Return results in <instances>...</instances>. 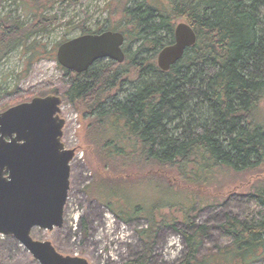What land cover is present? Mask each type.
<instances>
[{
	"label": "trees",
	"instance_id": "16d2710c",
	"mask_svg": "<svg viewBox=\"0 0 264 264\" xmlns=\"http://www.w3.org/2000/svg\"><path fill=\"white\" fill-rule=\"evenodd\" d=\"M43 10L47 9L38 6V14L27 22L0 17V58L19 45L31 56L44 54L33 48L35 43H28L57 20L43 15ZM112 14L118 19L109 20L105 30L122 32L124 43L139 42L136 49L123 45L121 63L99 59L82 73L63 69V98L85 120L95 153L106 167L120 173L127 167L170 168L183 184L198 188L220 184L230 174L258 170L264 163V122L258 118L264 99V0H117ZM178 21L192 27L196 42L162 71L156 55L173 41ZM79 29L80 34L97 33L83 23ZM17 93L0 95V112L48 95L3 102L14 100ZM125 181L116 176L110 177V184L100 180L109 189ZM173 186H168L170 193H184L185 203L171 200L145 207L137 201L128 211L115 205L111 197L116 192L106 195L110 200L106 204L122 222L146 212L147 226L138 230L144 251L126 264H148L157 229L175 228L179 222L185 224L178 230L185 251L174 264H252L264 259V179L249 188L253 207L241 217L226 215L216 228L222 243L207 249L210 228L195 224L190 212L198 202L207 204L208 198L202 197V191ZM162 207L168 215L158 212ZM175 207L179 219L171 213Z\"/></svg>",
	"mask_w": 264,
	"mask_h": 264
},
{
	"label": "rangeland",
	"instance_id": "374dc122",
	"mask_svg": "<svg viewBox=\"0 0 264 264\" xmlns=\"http://www.w3.org/2000/svg\"><path fill=\"white\" fill-rule=\"evenodd\" d=\"M116 3L117 0H5L0 4V17L7 15L27 22L32 14H38L39 6V10L47 9L43 10V15L57 19L47 27L49 30L32 36L28 41L35 43L33 48L44 54L31 56L24 46L19 45L0 58V95L9 91L18 92L15 96L17 99L3 100L6 105L18 102V99L28 100L32 94L59 95L62 100L60 116L65 119L61 140L64 146L78 151L70 163V189L62 226L51 231L33 228L31 234L36 240L50 241L60 254L82 257L91 264H126L144 251L138 230L147 226L146 212L143 210L134 214L136 217L122 222L112 213V206L106 204L110 201L106 195L116 192L111 197L117 201L115 205L128 211L137 201L145 207L171 200L185 203L184 193L183 196L182 193H170L168 186L174 183V189L202 191V197L208 198L207 204L198 202L190 214L195 224H206L210 228L205 248L214 247L222 243L216 228L225 216L241 217L246 209L253 207L248 191L251 184L264 179V163L254 173L230 174L220 184L203 188L183 184L170 168L161 170L149 166L144 171H137L136 167H127L122 173L119 170L115 172L111 165L106 167L95 153L85 120L63 98L66 83L64 70L56 61L58 45L80 35L79 25L82 23L90 31H104L109 26V20L114 23L118 19L117 15L112 14ZM161 36L167 40L165 34ZM138 43L132 41L124 43V46L134 51ZM259 112L258 118L264 122V99L259 103ZM113 175L121 181L125 179L127 184H118L117 188L109 189V180ZM100 180H107L109 184ZM197 198L201 199V196ZM163 208L158 212L168 215L169 211ZM173 212L179 219L180 213L176 207ZM184 226L183 222H179L175 228L160 226L157 229L148 264H174L182 258L185 250L178 230H183ZM0 264L39 263L18 241L0 235ZM252 264H264V259Z\"/></svg>",
	"mask_w": 264,
	"mask_h": 264
},
{
	"label": "water",
	"instance_id": "95a60500",
	"mask_svg": "<svg viewBox=\"0 0 264 264\" xmlns=\"http://www.w3.org/2000/svg\"><path fill=\"white\" fill-rule=\"evenodd\" d=\"M124 42L118 30L80 34L58 45L56 61L74 73L99 59L121 63ZM195 42L192 27L177 22L173 41L157 52L158 68L167 71ZM60 106L61 97L48 94L0 112V235L13 237L39 264H89L30 236L33 227L51 231L63 224L74 149L65 148L61 140L65 121Z\"/></svg>",
	"mask_w": 264,
	"mask_h": 264
},
{
	"label": "flooded vegetation",
	"instance_id": "af4514ba",
	"mask_svg": "<svg viewBox=\"0 0 264 264\" xmlns=\"http://www.w3.org/2000/svg\"><path fill=\"white\" fill-rule=\"evenodd\" d=\"M69 189H70V187H69ZM68 193H69V190H68ZM33 228H38V227H33ZM33 228H32V229H33ZM32 229H31V231H30V236H31L33 239L36 240V238H34L33 235L31 234V233H32ZM8 237H9V236H8ZM10 238L14 239V238L11 237V236H10ZM14 240H15V239H14ZM18 243H19V242H18ZM19 244H20V243H19ZM86 260H87V259H86ZM87 262H88L89 264H91L88 260H87Z\"/></svg>",
	"mask_w": 264,
	"mask_h": 264
}]
</instances>
